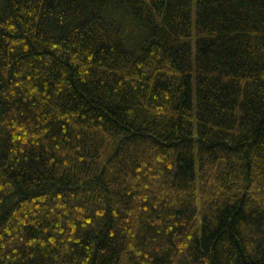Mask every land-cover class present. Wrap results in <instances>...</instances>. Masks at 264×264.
I'll return each mask as SVG.
<instances>
[{
	"label": "trees",
	"instance_id": "16d2710c",
	"mask_svg": "<svg viewBox=\"0 0 264 264\" xmlns=\"http://www.w3.org/2000/svg\"><path fill=\"white\" fill-rule=\"evenodd\" d=\"M0 264H264V0H0Z\"/></svg>",
	"mask_w": 264,
	"mask_h": 264
}]
</instances>
